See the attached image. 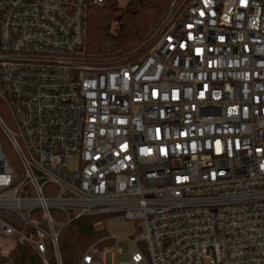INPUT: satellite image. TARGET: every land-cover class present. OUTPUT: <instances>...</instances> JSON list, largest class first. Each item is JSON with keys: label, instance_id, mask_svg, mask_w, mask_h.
<instances>
[{"label": "built area", "instance_id": "obj_1", "mask_svg": "<svg viewBox=\"0 0 264 264\" xmlns=\"http://www.w3.org/2000/svg\"><path fill=\"white\" fill-rule=\"evenodd\" d=\"M103 1L0 0V236L63 264L54 212L123 215L121 264H264V0H170L118 68L85 60Z\"/></svg>", "mask_w": 264, "mask_h": 264}, {"label": "trees", "instance_id": "obj_2", "mask_svg": "<svg viewBox=\"0 0 264 264\" xmlns=\"http://www.w3.org/2000/svg\"><path fill=\"white\" fill-rule=\"evenodd\" d=\"M169 3L170 0H104L90 7L85 33L86 62L118 68L137 60ZM54 215L66 224L59 237L63 264H81L82 256L96 243L101 250L105 247L108 235L104 225L111 215L87 216L70 222L58 212ZM46 260L56 264L52 249ZM0 264H44V259L29 246L14 240L8 253L0 249Z\"/></svg>", "mask_w": 264, "mask_h": 264}, {"label": "rangeland", "instance_id": "obj_3", "mask_svg": "<svg viewBox=\"0 0 264 264\" xmlns=\"http://www.w3.org/2000/svg\"><path fill=\"white\" fill-rule=\"evenodd\" d=\"M5 120L9 125H11L12 122L8 116H5ZM4 145L7 156L12 160L14 168L16 170H20V166L13 151L9 149L8 144ZM104 226L109 240L103 249V263L121 264L126 262L128 257L135 252V249L131 247L129 241H136L143 234V230L140 228V222L127 220L123 215H111L108 217ZM13 245V239L0 236V249H2L4 253H8V251L12 249ZM139 246L143 249L142 252L147 261L150 262L146 242L140 241Z\"/></svg>", "mask_w": 264, "mask_h": 264}]
</instances>
